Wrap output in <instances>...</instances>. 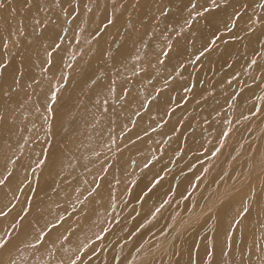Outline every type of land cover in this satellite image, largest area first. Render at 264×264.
Returning <instances> with one entry per match:
<instances>
[{
    "label": "bare ground",
    "instance_id": "1",
    "mask_svg": "<svg viewBox=\"0 0 264 264\" xmlns=\"http://www.w3.org/2000/svg\"><path fill=\"white\" fill-rule=\"evenodd\" d=\"M2 4L0 264H264V0Z\"/></svg>",
    "mask_w": 264,
    "mask_h": 264
},
{
    "label": "snow or ice",
    "instance_id": "2",
    "mask_svg": "<svg viewBox=\"0 0 264 264\" xmlns=\"http://www.w3.org/2000/svg\"><path fill=\"white\" fill-rule=\"evenodd\" d=\"M3 6V4H2V0H0V7H2ZM195 5H193V7H194ZM201 55H203V53H201Z\"/></svg>",
    "mask_w": 264,
    "mask_h": 264
}]
</instances>
